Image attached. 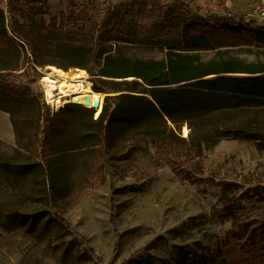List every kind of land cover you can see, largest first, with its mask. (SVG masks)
Instances as JSON below:
<instances>
[{
  "label": "rangeland",
  "instance_id": "1",
  "mask_svg": "<svg viewBox=\"0 0 264 264\" xmlns=\"http://www.w3.org/2000/svg\"><path fill=\"white\" fill-rule=\"evenodd\" d=\"M14 1L0 0V8L5 11L7 22L14 17L18 28L23 30L21 18L10 12ZM35 1L40 2L47 14V22L54 15L58 23L67 18L70 1L89 4L90 15L98 24L109 8L132 2ZM173 1L168 3L172 5ZM182 1L221 17L230 14L248 21L259 19L257 8L261 0ZM29 36L53 55V61L63 63H67V58L60 50L75 45L89 48L98 39L97 32L68 33L59 25L54 31L41 27ZM11 39L7 40V51L0 47V68L3 69L11 64L20 67L22 57L27 60L29 56L21 43ZM120 46L121 54L142 60H160L166 54L155 46ZM230 54L249 62L264 61V51L255 47L235 48ZM212 56L213 53L205 55ZM42 60L34 61L42 76L20 99L18 108L13 109L17 120L30 118L37 107L44 108V105L50 106L52 113L61 112L47 102L43 82L53 73L52 67H58L41 65ZM58 69L70 76L83 73L85 83H90L91 88L95 82L106 89L103 109L108 96L113 97L107 102L110 112L133 103L128 96L116 97L133 93L111 92L108 84L86 69ZM68 105L63 139L50 160L52 168L47 171L48 177L43 180L39 177L42 159L18 148L12 115L0 110V264H187L193 257L216 253L236 224L264 216V145L259 141L225 139L213 149L205 150L198 163L186 157L180 159L186 166L204 170L199 175L203 179L195 182L199 186L208 184L206 191H202L203 187L174 175L168 162L157 165L156 140L144 133L149 124L142 122L125 132L111 133V148L125 154L127 159H106L107 176L91 184L93 152L90 148L104 146L97 136L100 123L95 122L98 119L95 115L91 118L69 109ZM258 114V120L264 125V108ZM115 118L116 127L120 128L119 115ZM185 128L190 135L187 124L178 132L188 138ZM73 135L78 138L72 139ZM86 136L94 137L84 141ZM137 171L150 177L140 176ZM12 212L16 214L14 217L10 216ZM58 215L66 223L60 225ZM7 218L10 222L5 224Z\"/></svg>",
  "mask_w": 264,
  "mask_h": 264
},
{
  "label": "trees",
  "instance_id": "2",
  "mask_svg": "<svg viewBox=\"0 0 264 264\" xmlns=\"http://www.w3.org/2000/svg\"><path fill=\"white\" fill-rule=\"evenodd\" d=\"M168 1L120 3L109 8L98 24L86 3L70 1L67 18L58 23L54 15H50L47 22V14L39 1L15 0L10 4V12L21 18L23 30L18 28L14 17L7 22L6 13L0 8L2 51H7V40L12 35L11 40L21 43L29 55L27 60L22 57L20 67L11 64L0 68V110L12 115L18 148L42 159L41 180L48 177L47 171L52 168L50 160L63 139L66 109L52 113L50 106L44 105V108L37 107L28 119L17 120L13 116L20 99L42 76L34 62L39 58H43L41 65L57 66L64 71L86 69L108 84L113 93H133L116 96H128L133 103L112 112L107 102L113 97L108 96L102 114L95 121L100 123L97 136L104 146L90 148L93 152L89 172L91 184L107 176L106 159H127L125 154L111 148V133L115 130L125 132L142 122L149 124L144 133L156 140L157 165L168 162L174 175L190 183L203 179L199 175L204 170L186 166L180 159L186 157L198 163L205 150L213 149L225 139L259 141L264 145V125L258 120V110L264 108V61L249 62L230 54L239 47L264 51V24L236 15L221 17L205 13L182 0H174L172 5ZM58 25L68 33L97 32L98 39L89 48L75 45L60 50L67 63L55 62L51 59L53 55L37 45L29 33L41 27L54 31ZM120 44L155 46L166 54L160 60L131 58L120 53ZM210 53L213 56L206 58ZM92 89L106 92L95 82ZM67 107L91 118L94 115L93 110L83 105ZM117 115L122 123L120 128L116 127ZM185 124L191 129L188 138L181 137L178 132ZM93 137L83 139L87 141ZM137 174L150 177L141 171ZM196 183L192 185L199 186ZM200 185L205 189L202 191H206L208 184ZM15 215L14 212L10 214L11 217ZM7 219L5 224L10 222ZM57 219L60 225L66 223L63 216L58 215ZM227 234L216 253L193 257L187 264H264V216L236 224Z\"/></svg>",
  "mask_w": 264,
  "mask_h": 264
},
{
  "label": "bare ground",
  "instance_id": "3",
  "mask_svg": "<svg viewBox=\"0 0 264 264\" xmlns=\"http://www.w3.org/2000/svg\"><path fill=\"white\" fill-rule=\"evenodd\" d=\"M53 73L44 79L45 92L48 102L53 105L57 111H63L67 104L85 105L86 98H90V106L93 102L98 101L99 107L95 111V118L102 114L104 106V93L95 92L90 83H85L83 73L68 75L62 70L52 67ZM189 135V129L185 128V136Z\"/></svg>",
  "mask_w": 264,
  "mask_h": 264
},
{
  "label": "built area",
  "instance_id": "4",
  "mask_svg": "<svg viewBox=\"0 0 264 264\" xmlns=\"http://www.w3.org/2000/svg\"><path fill=\"white\" fill-rule=\"evenodd\" d=\"M257 14L259 16V19L258 21L262 24H264V0H261L260 1V4L257 8ZM44 80V79H43ZM45 95H46V92H45ZM46 99H47V96H46ZM49 100V99H48ZM47 100V102H48ZM49 103V102H48Z\"/></svg>",
  "mask_w": 264,
  "mask_h": 264
},
{
  "label": "water",
  "instance_id": "5",
  "mask_svg": "<svg viewBox=\"0 0 264 264\" xmlns=\"http://www.w3.org/2000/svg\"><path fill=\"white\" fill-rule=\"evenodd\" d=\"M83 106L90 108L95 113V111L99 107V102L98 101L93 102L92 107H90V98H86L85 105H83Z\"/></svg>",
  "mask_w": 264,
  "mask_h": 264
}]
</instances>
